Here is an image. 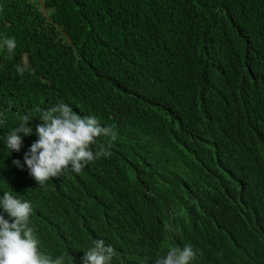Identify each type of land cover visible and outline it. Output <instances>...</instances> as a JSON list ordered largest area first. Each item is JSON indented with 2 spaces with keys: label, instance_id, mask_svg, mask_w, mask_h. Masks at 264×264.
Here are the masks:
<instances>
[{
  "label": "trees",
  "instance_id": "obj_1",
  "mask_svg": "<svg viewBox=\"0 0 264 264\" xmlns=\"http://www.w3.org/2000/svg\"><path fill=\"white\" fill-rule=\"evenodd\" d=\"M58 103L116 139L41 186L12 165L37 137H5ZM0 112V197L31 202L42 253L79 264L103 239L112 264L185 244L190 264H264V0H0Z\"/></svg>",
  "mask_w": 264,
  "mask_h": 264
},
{
  "label": "clouds",
  "instance_id": "obj_2",
  "mask_svg": "<svg viewBox=\"0 0 264 264\" xmlns=\"http://www.w3.org/2000/svg\"><path fill=\"white\" fill-rule=\"evenodd\" d=\"M3 44L9 52L17 47L15 38L4 37ZM17 72L23 74L27 66L17 65ZM40 123L31 125L30 114H18L17 123L6 134V147L10 152H19L23 138L35 135L24 153L23 163L13 159L12 165L18 169L27 168L28 174L43 186L50 178L59 177L71 171L79 174L82 169L100 157L110 156L109 151H93L97 138L108 139V147L116 139L111 127L100 126L95 116H81L66 103H58L47 109L36 107ZM6 115L0 112V126L6 124ZM33 213L31 202L5 191L0 197V264H75V258L66 259L64 255L52 256L39 251V239L30 226ZM116 255L112 245L103 239L91 241L80 258L79 264H112ZM154 264H190L196 252L190 244L173 246L166 252L158 253Z\"/></svg>",
  "mask_w": 264,
  "mask_h": 264
}]
</instances>
